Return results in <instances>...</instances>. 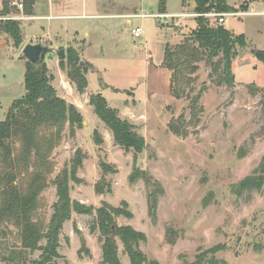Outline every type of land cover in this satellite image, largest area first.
Returning a JSON list of instances; mask_svg holds the SVG:
<instances>
[{
	"label": "rangeland",
	"instance_id": "374dc122",
	"mask_svg": "<svg viewBox=\"0 0 264 264\" xmlns=\"http://www.w3.org/2000/svg\"><path fill=\"white\" fill-rule=\"evenodd\" d=\"M222 1L230 8L229 13H233L222 25L235 35L246 37V46L238 47V56L233 61L235 84H219L212 67L201 61L197 72L190 75L193 78L187 87L191 90L190 96L179 99L171 94V75L163 66L164 52L167 45L175 47L187 40L196 28V16H174L182 12L196 13L195 0H165L166 12L174 16L168 18L156 16L161 13V0H95L97 11L105 15L67 20L81 30V37L92 42L90 49L84 42L77 48L73 41L59 48L66 53L74 48L86 64V91H78L67 71L58 66L60 60L58 64L51 60L58 56H51L44 65L46 74L53 76L50 83L57 95L79 109L84 125L76 129L75 136H70L67 126L53 152L55 170L41 194L45 206L39 211L40 218L50 220L53 204L58 200L52 181L69 165L76 150L81 149L87 155L78 171L83 182H71V197L87 205L101 206L95 192V184L103 174L100 162L104 160L114 165L117 171L107 174L111 190L104 197L114 206L129 201L130 210L136 216L134 228L147 235V241L140 243L148 259L146 264L192 263L200 252L218 244L225 248L216 257L227 264H264V186L260 191L245 192L241 197L232 190L233 184L253 174L264 160L261 104L264 61L260 59L264 53V0ZM18 2L23 3L22 9H11L10 0L4 1V5L8 3L6 8L12 10L8 15L25 13L24 0ZM213 4V8L219 10L218 3ZM77 12L80 14L82 9ZM143 12L154 16H137ZM129 13L133 15L127 16ZM207 19L213 25L219 24L217 18ZM19 24L21 28V21ZM136 27L142 28L140 38L133 34ZM86 31L89 37L85 36ZM21 32L23 37L22 28ZM3 37L6 45L12 43L17 47L9 34ZM25 40L23 37V42ZM22 45L17 48L22 50ZM10 47L7 45L0 58L4 61L0 65V120H5L4 111L8 112L11 103L25 95L28 60L23 50L19 52ZM62 82L67 84L66 89ZM252 86L262 91L254 92ZM98 93L146 139L147 146L137 155L136 165L159 180L165 189L159 200L157 222H153L148 213L145 181L141 178L131 183L129 180L134 152L115 143L111 130L90 104V97ZM195 96L199 97L197 108L201 113L193 122L192 98ZM180 115L188 122L187 136H178L169 130L171 120ZM95 130L107 139L102 145L94 139ZM15 147L18 148L19 143ZM94 219L90 214H72L60 235L61 256L52 264H101L103 250L99 230L91 231ZM116 220L118 225H126L124 217ZM168 228L172 229L169 237L176 238L175 244L168 241ZM0 232V264H13L10 255L20 251L26 255L16 261L19 264H44L34 262L40 259L41 250H23L19 230L14 225H3ZM82 237L90 253L86 248L79 253ZM117 242L122 264H131L123 243L119 238ZM45 243L42 240L41 244ZM207 258L210 259L211 254Z\"/></svg>",
	"mask_w": 264,
	"mask_h": 264
},
{
	"label": "trees",
	"instance_id": "16d2710c",
	"mask_svg": "<svg viewBox=\"0 0 264 264\" xmlns=\"http://www.w3.org/2000/svg\"><path fill=\"white\" fill-rule=\"evenodd\" d=\"M214 1L218 3L220 12H230V8L222 0H213L211 3L209 0H196L195 12L204 14L211 11ZM34 2L35 0H24L25 13H31ZM159 9L161 13H166L165 0H161ZM10 12V9L5 8L0 14ZM0 28L10 35L15 46H21L23 37L19 21H4ZM245 46L244 35H235L223 25L211 24L207 17L197 16L196 28L187 40L175 47L171 45L165 47L163 66L172 72L170 83L172 96L176 99L190 96L191 90H187L193 81L190 75L197 72L201 61H206L212 67V71L218 75L219 84L234 85L233 61L238 56V47ZM57 55L60 67L67 71L68 77L78 91L84 93L88 87L87 67L85 63H81L79 53L74 48H69L67 53L57 50ZM260 59L264 61V53L261 54ZM26 63L25 95L15 99L9 107L5 120H0V228L3 225L4 227L8 224L14 225L19 230L25 248L23 250L33 252L41 250L40 259L34 262L48 264L61 256L60 235L65 222L72 218L74 212L90 214L95 216L91 231L99 230V240L102 242L101 264H122L118 238L123 243L131 264H146L147 256L140 248V243L147 241L146 233L129 224L120 226L116 220L119 216L133 217L127 201H122L120 206L103 201L101 206L95 207L71 197V182L77 184L83 182L78 177V171L87 155L81 149L76 150L69 165H66L52 181L57 188L58 200L53 204L50 220L46 222L38 216L39 211L45 206L42 204L44 202L41 194L48 187L49 176L55 170L53 152L61 142L67 126L70 136H75L76 129L82 127L84 118L74 104L57 95L50 83L53 76L46 74L45 62L38 66L30 61ZM252 87L254 92L262 91L257 86ZM198 98V96L192 98L193 122L199 119L201 113V109L197 108ZM90 104L111 130L115 143L126 151L134 152V165L129 180L131 183H136L141 178L145 181L148 213L153 222H157L159 200L165 189L159 180L136 165L137 155L147 146L145 137L137 132L134 124L121 118L118 109L111 107L101 93L92 95ZM261 104L264 109V92L261 96ZM169 130L175 135L187 136L188 122L185 121L184 115L172 119ZM94 139L98 145L104 143V138L98 130L94 131ZM16 143H19L18 148L15 147ZM100 166L103 174L95 184V192L105 194L111 190L107 174L115 173L117 169L104 160H101ZM263 186L264 160L253 174L233 184L232 190L241 197L245 192L260 191ZM77 231L81 233L80 230ZM171 232L172 229L168 228V241L175 244L176 238L169 237ZM42 240L46 241L45 245L41 244ZM81 241L79 253L85 248L90 253L85 238L82 237ZM224 248L225 245L218 244L204 250L196 256L194 262L187 264H227L225 260L216 257V254ZM209 254H211L210 259L207 258ZM25 255L20 251L11 254L10 259L13 264H19L16 261L23 259Z\"/></svg>",
	"mask_w": 264,
	"mask_h": 264
},
{
	"label": "crops",
	"instance_id": "0c3cea01",
	"mask_svg": "<svg viewBox=\"0 0 264 264\" xmlns=\"http://www.w3.org/2000/svg\"><path fill=\"white\" fill-rule=\"evenodd\" d=\"M2 0L0 2V11L4 10L6 8V5H4ZM9 1V0H8ZM13 1L15 0H10V8H16L15 5H13ZM17 0L16 2H18ZM196 1V0H195ZM99 6V4H98ZM3 7V8H2ZM2 8V9H1ZM97 5L95 3V0L93 2L89 3L87 0H35L33 6H32V11L30 14H25V13H18V15H15L18 17L17 20L21 21V28L22 31L24 32L23 37L26 39L25 42H23L22 45V50L27 45L28 43H42L43 45L49 46L52 49H55V52H49L46 55L45 61L48 62L52 57L51 56H58L57 55V50H59L60 46L64 45L63 43L65 42H71L73 41V44L78 48V46H83L88 45V49H90L92 42L91 40H88V38H83L80 36L81 30L76 26L72 24L67 23V20L69 19H83V18H97L100 16H103L105 14H101L97 11ZM7 9V8H6ZM82 9V12L78 14V10ZM12 11V10H10ZM145 13V12H143ZM159 14H164V15H172L168 12L166 13H159ZM181 14H192V13H177L174 16H178ZM127 16L133 15L132 13L126 14ZM171 16V17H174ZM168 18V17H167ZM128 22H131L129 19L127 20ZM28 33V34H27ZM7 33L4 32L3 36L6 35ZM27 34V35H26ZM0 38V58L2 57V52H6L7 45L11 46L10 49L13 47L11 44H7ZM85 36L89 37L90 34L86 31ZM15 51L22 52L20 48L13 47ZM82 48V47H81ZM83 49V48H82ZM23 55L21 56V59H24ZM56 59L52 58L51 60H54L57 64L59 63L58 57H55ZM27 61V59L25 58ZM4 61L0 60V65H3ZM60 66V63L59 65ZM61 68V67H60ZM59 69V68H58ZM170 75L171 72L168 69ZM60 76H63L62 72ZM63 87L65 89L67 88V84L65 82H62ZM25 85V84H24ZM7 110V109H6ZM5 117L7 114V111H4ZM84 125V123H83ZM112 134V133H111ZM113 136V135H112ZM104 138V136H103ZM107 139L104 138V142ZM84 160V163L85 164ZM83 167V166H82ZM81 167V168H82ZM80 170V169H79ZM97 194V193H96ZM106 194V193H105ZM105 194H97L98 197H100V202L99 204L102 203L103 201L109 202L112 204V202L108 199H106L104 196ZM72 196V195H71ZM147 198V197H146ZM80 202L83 203V201L79 200ZM129 204V209H130V203L127 200ZM96 204V205H99ZM148 204V200H147ZM96 207V206H95ZM131 211V210H130ZM121 217V216H119ZM124 217V224L132 225L135 227V224L133 223L134 219L136 220L135 214H133L132 218H127ZM130 221V222H129Z\"/></svg>",
	"mask_w": 264,
	"mask_h": 264
},
{
	"label": "built area",
	"instance_id": "2783aa9c",
	"mask_svg": "<svg viewBox=\"0 0 264 264\" xmlns=\"http://www.w3.org/2000/svg\"><path fill=\"white\" fill-rule=\"evenodd\" d=\"M13 5H15L17 8L22 9L23 8V3H19V2H13ZM233 13H229V12H220L218 11L216 8H212L211 11L204 13V14H198V13H192V14H181L182 16H205L207 18H217L218 22L220 25L224 24L226 22V17L228 15H232ZM236 14V13H234ZM178 15V16H181ZM138 17H143V16H154L151 14H147V13H143V14H139L137 15ZM157 17H171L170 15H164V14H156ZM18 19V17L13 16V15H8V14H0V26L4 21L7 20H15ZM133 34L135 37L140 38L141 37V33H142V28L141 27H136L133 30ZM4 31L0 28V38L3 36Z\"/></svg>",
	"mask_w": 264,
	"mask_h": 264
},
{
	"label": "water",
	"instance_id": "95a60500",
	"mask_svg": "<svg viewBox=\"0 0 264 264\" xmlns=\"http://www.w3.org/2000/svg\"><path fill=\"white\" fill-rule=\"evenodd\" d=\"M49 52H55V49H52L49 46L43 45L42 43H35V44L28 43L23 48V54L25 55L27 60L37 66L42 64L45 61L46 55ZM81 63L84 64L83 61ZM202 89H205V87H203Z\"/></svg>",
	"mask_w": 264,
	"mask_h": 264
}]
</instances>
